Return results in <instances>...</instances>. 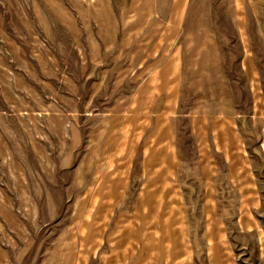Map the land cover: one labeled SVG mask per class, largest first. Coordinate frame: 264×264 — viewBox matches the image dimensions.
<instances>
[{"label": "rangeland", "instance_id": "374dc122", "mask_svg": "<svg viewBox=\"0 0 264 264\" xmlns=\"http://www.w3.org/2000/svg\"><path fill=\"white\" fill-rule=\"evenodd\" d=\"M0 264H264V0H0Z\"/></svg>", "mask_w": 264, "mask_h": 264}]
</instances>
